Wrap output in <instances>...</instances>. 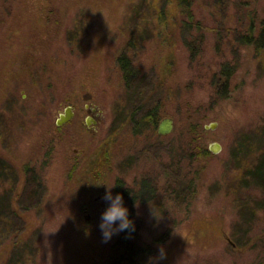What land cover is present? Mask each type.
Masks as SVG:
<instances>
[{
	"label": "rangeland",
	"instance_id": "obj_1",
	"mask_svg": "<svg viewBox=\"0 0 264 264\" xmlns=\"http://www.w3.org/2000/svg\"><path fill=\"white\" fill-rule=\"evenodd\" d=\"M152 1L0 0V199L15 196L0 264H108L121 232L102 237L106 183L146 179L152 200L124 198L147 264H264V52L237 38L264 0H194L187 31L186 4ZM156 103L174 131L136 134Z\"/></svg>",
	"mask_w": 264,
	"mask_h": 264
},
{
	"label": "trees",
	"instance_id": "obj_2",
	"mask_svg": "<svg viewBox=\"0 0 264 264\" xmlns=\"http://www.w3.org/2000/svg\"><path fill=\"white\" fill-rule=\"evenodd\" d=\"M149 2L153 7L152 0H149ZM176 0V4H177ZM193 2L194 0H179L178 5L183 6L186 4V9L183 11V13H186L187 11V20L181 19L183 22V28L184 31H187L192 26V22L196 19L194 17V9H193ZM161 20H167L165 17L161 18ZM176 18V17H175ZM237 38L241 43H246L248 45H253L257 53L264 52V18L260 20L259 26L250 25L247 29V33L243 35H238ZM131 57L126 54L122 53L118 61L121 65V69L124 73L125 80L130 83V80H132L133 77H136L137 75V69L133 66L131 62ZM232 69L229 68V66L223 67V78L225 79V85L228 84V81L230 80L232 76ZM225 89V88H224ZM162 114L161 105L158 103L154 104L153 106L149 107L147 110H143V115L138 117V120L135 121L134 128L135 132L142 133L146 129L153 128L154 130L157 129L160 117ZM193 134V131L191 132ZM189 146H192V150L194 152L200 151L202 155H208L209 152L207 150H204L203 146L201 145H192L189 144ZM259 174L261 176L263 175V180L261 178V181L264 182V158L261 160V162L258 165ZM3 172H0V177H2ZM256 176V175H255ZM257 177V176H256ZM255 177V178H256ZM260 177V176H258ZM257 177V178H258ZM155 186L151 185L150 182L146 180L140 181L136 186L132 188H125L123 190V193L125 197H129V202L131 204H136L138 202H145L148 200H152L153 197L156 196V190ZM122 187H118V191H120ZM35 191H38V189H35ZM7 194H4L1 196L0 199V226L4 225L7 228L10 227L12 224L11 218L12 216H15L13 201H15L12 196V198H9V192H6ZM146 196V197H145ZM13 207V208H12ZM139 237L136 234V230L129 232L128 230L121 231L117 242L112 248V256L111 261H109L108 264H147L149 262V259L151 258L153 251L147 248L146 246H143L141 240L139 241ZM150 246V245H149ZM149 250V251H148ZM154 250V249H153ZM12 257V256H11ZM13 258V257H12ZM14 258L10 260V263H12Z\"/></svg>",
	"mask_w": 264,
	"mask_h": 264
},
{
	"label": "clouds",
	"instance_id": "obj_3",
	"mask_svg": "<svg viewBox=\"0 0 264 264\" xmlns=\"http://www.w3.org/2000/svg\"><path fill=\"white\" fill-rule=\"evenodd\" d=\"M107 184V190L104 194V199L108 201V206L101 214L99 227L102 237L107 242L113 235L128 230L135 231V218L130 215V208L125 203L124 194L122 192L114 193L112 191L115 184ZM164 254V249L161 248V255Z\"/></svg>",
	"mask_w": 264,
	"mask_h": 264
},
{
	"label": "water",
	"instance_id": "obj_4",
	"mask_svg": "<svg viewBox=\"0 0 264 264\" xmlns=\"http://www.w3.org/2000/svg\"><path fill=\"white\" fill-rule=\"evenodd\" d=\"M74 118V112L72 106H67L63 113L59 115V117L56 120V123L58 126H63L64 124L68 123L70 120ZM91 119V118H90ZM95 122V121H94ZM90 125V122H87ZM217 127V123H213L209 126H206L207 129L214 130ZM174 131V120L170 117L164 118L160 121L157 133L160 136H168ZM222 147L219 143H213L210 146V150L214 154H218L221 151ZM104 197V194L103 196ZM102 197H99L98 200L102 199Z\"/></svg>",
	"mask_w": 264,
	"mask_h": 264
},
{
	"label": "flooded vegetation",
	"instance_id": "obj_5",
	"mask_svg": "<svg viewBox=\"0 0 264 264\" xmlns=\"http://www.w3.org/2000/svg\"><path fill=\"white\" fill-rule=\"evenodd\" d=\"M71 106L73 107V112H74V117L76 115V108L71 104ZM87 108H90L91 112H94V110H96L94 107H90L89 105L87 106ZM93 121L94 124H96V120L93 117H90ZM95 121V122H94Z\"/></svg>",
	"mask_w": 264,
	"mask_h": 264
}]
</instances>
